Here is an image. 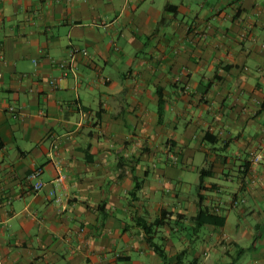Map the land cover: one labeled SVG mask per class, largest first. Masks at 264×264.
Wrapping results in <instances>:
<instances>
[{
    "label": "crops",
    "instance_id": "1",
    "mask_svg": "<svg viewBox=\"0 0 264 264\" xmlns=\"http://www.w3.org/2000/svg\"><path fill=\"white\" fill-rule=\"evenodd\" d=\"M0 264H264V0H0Z\"/></svg>",
    "mask_w": 264,
    "mask_h": 264
},
{
    "label": "built area",
    "instance_id": "2",
    "mask_svg": "<svg viewBox=\"0 0 264 264\" xmlns=\"http://www.w3.org/2000/svg\"><path fill=\"white\" fill-rule=\"evenodd\" d=\"M67 52H68V58H67V60L64 61V62H62V63H60V65H59L61 68H63L65 70L63 72V76H66L67 75V70L66 69L69 67L67 65H69V63L74 60V58H75V56L77 54L86 55V52L84 50H79V49H75V48H69L67 50ZM54 83H55L54 81L51 82L52 85H54ZM9 111L10 112H13L14 109L13 108H9ZM256 159H259V156H257ZM36 175H38V173H35L34 174V176H36ZM64 180L65 179H64L63 176H58L55 179V181H54L55 182V185H57V186L63 185ZM43 187H44V185H43L42 182H37L36 184H34L33 189L35 191H40ZM49 194H50V196H53L57 202L60 201V198L55 195V192L54 191H51Z\"/></svg>",
    "mask_w": 264,
    "mask_h": 264
},
{
    "label": "trees",
    "instance_id": "3",
    "mask_svg": "<svg viewBox=\"0 0 264 264\" xmlns=\"http://www.w3.org/2000/svg\"><path fill=\"white\" fill-rule=\"evenodd\" d=\"M207 171H205V170H201L200 172H199V182H202L203 181V179L207 176ZM201 214H202V210L200 209V213H199V216H198V218H197V220L199 219L200 220V217H201ZM199 223H200V221H199ZM216 223L217 224H221L222 223V220L220 219V220H218V218H216ZM164 224V221H163V219L162 218H159V219H156L153 223H151V224H149V225H147V224H142L141 225V227H142V230H143V232L145 233V235L146 236H148L149 234H151L152 233V230L154 229V228H156V227H159V226H161V225H163ZM149 239V238H148ZM150 240V239H149ZM156 249V252H157V254L161 257V259L164 261L165 260V255L163 254V252L162 251H160L159 249H157V248H155Z\"/></svg>",
    "mask_w": 264,
    "mask_h": 264
}]
</instances>
